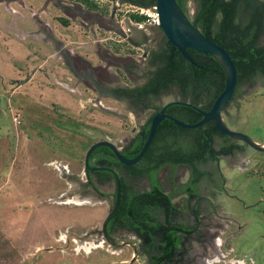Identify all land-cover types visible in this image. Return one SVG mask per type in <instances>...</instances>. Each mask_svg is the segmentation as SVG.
<instances>
[{"label": "rangeland", "instance_id": "rangeland-1", "mask_svg": "<svg viewBox=\"0 0 264 264\" xmlns=\"http://www.w3.org/2000/svg\"><path fill=\"white\" fill-rule=\"evenodd\" d=\"M0 1V25L8 28L1 40L19 38L37 56L31 62V52L24 60L0 54V264H148L143 236L104 230L115 184L100 187L106 196L95 194L84 181V158L96 141L122 147L133 127L180 97L173 87L145 106H131L74 72L90 70L109 90L142 85L153 69L143 55L163 41L162 31L132 26L134 5L120 1L93 0L94 11L77 0ZM185 6L192 18L196 0ZM29 25L39 26L37 36L27 33ZM221 117L262 145L264 76L240 81ZM229 140L241 149L199 166L201 217L184 219L198 228L184 242L192 257L184 254L178 264H264V152L239 137ZM171 169L163 167L158 182L178 203L184 199L175 194L178 183L189 173L171 178L169 187ZM130 183L136 191L148 186L144 177Z\"/></svg>", "mask_w": 264, "mask_h": 264}, {"label": "trees", "instance_id": "trees-1", "mask_svg": "<svg viewBox=\"0 0 264 264\" xmlns=\"http://www.w3.org/2000/svg\"><path fill=\"white\" fill-rule=\"evenodd\" d=\"M89 9L97 7L93 0H77ZM185 14H187L185 0H176ZM197 10L191 18L192 24L208 39L222 46L231 56L236 72L237 83L243 79H250L255 74L264 76V45H259L260 36L264 31V0H196ZM155 0H143L139 6H150ZM136 20L143 19L131 13ZM190 57L195 64L190 63L183 57L172 56L171 53H163L162 59L165 66L159 69L152 82L145 88L143 93L151 91L160 93L165 87L177 83L180 90L186 94L195 104H203L207 108L221 92L225 82V71L219 61L211 56L188 49ZM170 107H174L170 106ZM192 121L198 120L200 115L194 111ZM151 118L148 120L150 122ZM189 130L180 129L168 120H162L156 129L155 139L162 138L165 134L173 135L180 133L185 135ZM206 133L199 128L198 139L191 151L202 152L206 146ZM143 142L132 141L120 151L126 158L135 157L140 151ZM218 154V151H213ZM149 157L147 152L140 161L145 163L141 167L121 164L113 152L106 146L95 148L90 155L94 159L95 166L124 167L132 174H146L151 181V188L142 192H131L127 184L121 179V194L119 208L116 212V223L112 226H123L124 217H132L135 225L141 232L146 231L154 244L155 255L152 259L171 261L176 252L178 224L172 222L171 211L175 209L170 195L166 194L156 181V172L165 161H185L193 163L190 157ZM98 174H107V171H99ZM164 217H159V214Z\"/></svg>", "mask_w": 264, "mask_h": 264}, {"label": "flooded vegetation", "instance_id": "flooded-vegetation-1", "mask_svg": "<svg viewBox=\"0 0 264 264\" xmlns=\"http://www.w3.org/2000/svg\"><path fill=\"white\" fill-rule=\"evenodd\" d=\"M105 1H120L125 4H130L134 6H139L137 4H141L143 0H105ZM260 1V0H258ZM80 3V2H79ZM197 10V9H196ZM94 11V10H90ZM196 12V11H195ZM114 13V12H113ZM190 18V17H189ZM160 29L159 27H157ZM263 33L260 36V39L262 37ZM259 45H264L260 43L259 40ZM192 50V49H191ZM188 51V49H187ZM194 51V50H193ZM171 53L172 56L175 55V57H183L185 60H187L182 53L170 42L167 41V39L164 37L163 41L160 42V44L157 45V47L149 54L144 53V57H148L149 59V65L153 68L152 72L150 73L147 81L139 86H134L130 88H116L114 90H109L106 88L104 85H102L100 82H97L95 80L93 73H91L90 70H80V71H75L74 74L76 76H81L87 80H89L91 83L96 85L97 90L102 93V94H111L113 95L114 98L118 100H126L127 103L131 106L134 105H142L145 106L147 103H149L153 99L159 98L161 95L166 94L171 90V88L175 87L177 91V95L180 97L178 100H172V101H181V102H186L189 103L198 109L202 111H208L212 104L208 106L207 108H203V104H195L192 102V99L190 98V93L188 92L186 96L184 93L180 90L178 87L177 83H172L170 86L165 87L163 90L160 91V93H153L151 91H147V93H143L145 88L152 82L154 79L157 71L165 66V61L162 59L161 55L163 53ZM197 52V51H196ZM188 61V60H187ZM89 68V67H87ZM238 84V83H237ZM237 87V85H236ZM236 88L231 96L229 102H231L235 96ZM215 100V99H214ZM213 100V101H214ZM171 102V101H170ZM229 102L227 104H229ZM168 103V102H167ZM165 103V104H167ZM165 104L161 105L160 107H157L156 110L148 117V119L139 127H133L131 129L132 135L127 139L126 143L121 147V151H124L125 148L130 144L132 141L136 142H143L146 140L148 131H149V124L148 120L157 112H159ZM174 107H170L173 106ZM197 112L200 117L196 121H192V116ZM167 115L172 116L180 121H183L185 123H195L199 121L202 118V115L200 112L190 106L182 105V104H172L166 107L164 111ZM168 120L172 122L174 125L175 123L169 119V118H164L163 120ZM177 126V125H176ZM158 127V126H157ZM178 127V126H177ZM180 129H185L189 130L184 136L181 135L180 133H175L173 135H167L165 134L162 138L155 139V134L156 130L152 139L151 144L149 145L148 149L146 150L147 154L149 157H157L161 156L163 153L165 156L163 157H190L193 159V163L185 162V161H165L163 162L160 167L158 168L156 172V181L162 188L161 184L158 182V173L163 167H172L170 173L167 175L165 178V182L169 185V187L173 186V182L170 181L171 178L173 180L175 179V176L178 177V175L185 171H188L189 177L187 179V182H181L178 183L177 186V192L175 194L178 195V197H183L184 199L181 198V200L178 203H175L172 198L175 196L172 193H166L170 195V200L172 203L175 205V209L172 207L171 211V221L176 222L178 224V230H177V236L179 237L177 241V247H176V252L175 256L171 261H163L162 259H152V256L155 255V246L158 242V239H155L152 241L150 236L146 231L141 232L139 229L138 225H135L134 219L132 217H124L123 220L125 224L123 226H116L115 228H112V226L117 222L115 215L116 212L119 208V204L116 205V179L119 178L120 180V185H121V179L124 180V182L127 184L128 190L131 192H142L145 190H149L151 188V181L149 177L144 174H132L130 173L126 168L124 167H110V166H95L93 165V160H90L89 156V161L88 165L89 167L85 168L84 167V175H85V182L86 185H89L92 189V191L95 194H98L100 196H106L105 193L102 192L100 189L101 186L104 185H109L110 183L115 184V191H114V203L113 206L110 210L109 217L106 218L104 222V230L109 232V231H117V230H132L140 234L141 236L144 237V243L142 244L144 250L149 254V263L148 264H178V262L182 259V256L184 254H187L190 256V251L184 247L185 245V240L187 241L189 237L192 236V234L197 230L196 228L197 225L190 226L186 224L184 221L185 218L188 220H192L194 223H199L200 221V211L198 210V205L200 201V195L198 191L196 190L197 185L199 184V181L201 178L204 176V172L200 170L199 166L209 163L210 161L218 160L222 157L225 156H231L235 151H238L241 149V146L237 144L236 142H233V140H229L230 136L229 135H224L220 133L217 129H215V121L213 119L208 120L205 124L195 127V128H182L178 127ZM199 128L203 131V133H206V146L205 150L202 152L199 151H191L189 150L191 147H194L195 141L198 139V133H199ZM157 129V128H156ZM219 141V147L215 148V142ZM213 151H218V154H215ZM145 152V153H146ZM144 153V154H145ZM91 155V154H90ZM141 167L145 166V163L140 161L138 163ZM96 167H106L110 168L109 169H99V170H93L92 168ZM123 170L122 172L120 170ZM99 171H107V174H98L97 172ZM173 172V173H172ZM181 172V173H180ZM219 172V171H218ZM217 172V173H218ZM214 174V173H213ZM211 174V175H213ZM216 174V173H215ZM136 177H144L147 179L148 186L146 189L141 190V191H136L133 189L130 179L131 178H136ZM177 181V180H176ZM83 183V182H82ZM207 186L211 188V182H207ZM212 189V188H211ZM210 189L208 197L205 199L209 200V196L212 193V190ZM163 190V188H162ZM164 191V190H163ZM121 194V193H120ZM211 200V198H210ZM120 201V199H119ZM159 217H164V214H159ZM190 256L189 258H191ZM189 264H197V263H189Z\"/></svg>", "mask_w": 264, "mask_h": 264}, {"label": "water", "instance_id": "water-1", "mask_svg": "<svg viewBox=\"0 0 264 264\" xmlns=\"http://www.w3.org/2000/svg\"><path fill=\"white\" fill-rule=\"evenodd\" d=\"M154 5L156 6L159 16V28L162 31L164 37L168 42L173 44L190 63L195 64L187 49H192L205 55H211L219 61L225 71V82L223 89L216 96L211 108L208 111H202L189 103L181 101H171L165 104V106L159 112L155 113L151 117L147 138L138 154L133 158L124 157L120 152L121 147L116 146L109 140H100L94 142L86 151L84 167H89V156L91 152L99 146L108 147L113 152L117 160L123 165L137 164L151 144L157 126L164 118L171 119L175 125L182 128H195L205 124L208 120L213 119L215 121V129H217L220 133L233 137H239L257 150L264 152V147H262L260 143L251 140L248 136L242 133H239L235 130H230L223 124L221 109L229 102L237 85V72L230 54L222 46L205 37L199 31V29L192 24L191 18H189L188 15L184 13L181 7L177 4L176 0H155ZM172 104H182L193 107L200 112L202 118L195 123H185L172 116H169L164 111L167 106ZM92 169L111 170L110 168L106 167H96ZM120 193L121 185L119 178H117L116 205L119 204Z\"/></svg>", "mask_w": 264, "mask_h": 264}, {"label": "crops", "instance_id": "crops-1", "mask_svg": "<svg viewBox=\"0 0 264 264\" xmlns=\"http://www.w3.org/2000/svg\"><path fill=\"white\" fill-rule=\"evenodd\" d=\"M9 1V0H8ZM3 1H0V4H2ZM8 10H9V7H7ZM14 12V9H11V12ZM12 12V13H13ZM22 15V14H21ZM7 24H2L0 25V54L3 52V53H9L10 55H12L14 58V60H24V59H27L29 53L31 52L32 53V57H30V60L32 62V59L34 60L35 57H37L34 53V51L32 52L31 48L29 47H26V44H24L23 42H21V39L17 38V40L15 41L12 37H8L7 36V39L4 41V40H1V38L3 37L2 35H4L3 32H5L8 28L6 27ZM24 26V24H23ZM25 27V26H24ZM28 28L29 27H32V29H30L29 31H27L28 34H32V33H36L35 35L37 36L38 33H39V28L37 29V27L39 26H27ZM17 29L18 32H21V31H24V30H21L20 28H18V26L15 27ZM37 29V30H35ZM50 37H51V34H50ZM4 39V38H2ZM6 43V44H5ZM45 47H47L48 45L47 44H44ZM49 48H51V44L49 46ZM48 61V60H47ZM38 73V71H36L34 73V75H36ZM32 78V77H31ZM28 81H24L23 83L26 84ZM23 83L19 84L18 86L20 85H23Z\"/></svg>", "mask_w": 264, "mask_h": 264}, {"label": "built area", "instance_id": "built-area-1", "mask_svg": "<svg viewBox=\"0 0 264 264\" xmlns=\"http://www.w3.org/2000/svg\"><path fill=\"white\" fill-rule=\"evenodd\" d=\"M133 14L143 16V19L136 20L129 15V20L132 26L137 29L145 30L147 26L159 27V16L154 4L150 6H134ZM16 123H19L17 118H13Z\"/></svg>", "mask_w": 264, "mask_h": 264}, {"label": "bare ground", "instance_id": "bare-ground-1", "mask_svg": "<svg viewBox=\"0 0 264 264\" xmlns=\"http://www.w3.org/2000/svg\"><path fill=\"white\" fill-rule=\"evenodd\" d=\"M262 147H264V143H262V145H261Z\"/></svg>", "mask_w": 264, "mask_h": 264}]
</instances>
